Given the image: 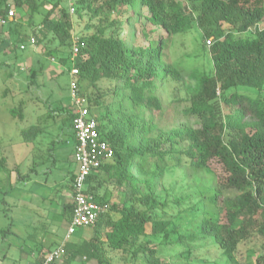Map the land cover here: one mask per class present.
Masks as SVG:
<instances>
[{"label": "trees", "instance_id": "trees-1", "mask_svg": "<svg viewBox=\"0 0 264 264\" xmlns=\"http://www.w3.org/2000/svg\"><path fill=\"white\" fill-rule=\"evenodd\" d=\"M194 2L196 16L178 0H74L68 7L63 0H0V17L7 14L8 4L17 11L26 9L29 15L31 34L18 31L17 17L0 26V37L14 38L20 50L35 37V47L57 43L46 48V55L61 47H70L72 55V9L79 19L88 17L95 28L94 34L79 40L83 46L74 66L79 69V91L99 123L101 136L114 151L113 158L87 180V193L109 210L90 227L93 237L82 240L77 232L76 238L65 244V264H73L78 257L85 258L82 264H105L104 247L130 253L133 262L168 264L144 239L150 223L155 231L165 232L167 223L153 221V217L155 210L166 212L170 207L177 215L188 211L194 221L186 234L179 226L165 232L163 245L171 244L174 233L179 235V243L187 240L205 245L210 240L229 255L232 264H238L232 255L241 242L259 235L264 245V0ZM130 23L134 27L127 40ZM195 27L209 42L213 71L194 69L189 73L192 83L185 84L187 98L181 107L187 121L162 131L145 112L148 108L161 111L155 94L162 80L169 76L181 80L180 72L166 64V52L175 36ZM138 40L145 44L139 45ZM40 74V69L34 68L30 78L36 81ZM103 80L116 85L87 95L89 87L97 89ZM108 95L133 104L134 112L125 118L124 126L110 128L111 122L105 124L95 114L105 106ZM70 108L65 124L75 140ZM11 114L24 118L21 107L12 109ZM214 159L227 173L221 185L180 197L171 188L172 194L163 201L155 195L166 173L183 167L210 171ZM75 175H71L70 193ZM111 189L121 196V202L106 199ZM232 192L235 195L229 194ZM72 212L70 199L63 206L67 228ZM191 252L187 248L185 259ZM46 255L39 258V264ZM252 264H264V253Z\"/></svg>", "mask_w": 264, "mask_h": 264}, {"label": "rangeland", "instance_id": "rangeland-1", "mask_svg": "<svg viewBox=\"0 0 264 264\" xmlns=\"http://www.w3.org/2000/svg\"><path fill=\"white\" fill-rule=\"evenodd\" d=\"M63 1L68 7L74 0ZM178 1L185 4L194 16L197 15L193 10L196 5L194 0ZM25 11L26 9L16 10L18 31L31 34L29 15ZM70 14L74 42L95 33L88 17L79 19L72 10ZM133 27V23L127 27V40ZM224 27L228 28L227 25ZM2 30H7V27ZM6 36L0 37V162L4 160V168L0 169V263L2 256L9 250L5 264H25L42 245H59L67 232L63 206L70 200L71 174L78 169L73 159L74 137L65 124L68 110L72 106L70 72L75 62L71 59L70 47H61L51 55H46V48H54L56 42L37 47L29 44L25 50H20L19 42L15 43L14 38L7 39ZM207 42L202 30L197 27L173 38L165 61L169 67L180 72L181 80H173L170 76L162 80L155 94L161 102V111L148 108L145 112L146 117H152L160 130L169 131L186 123L181 107L187 98L185 84L192 83L189 73L194 69L207 73L213 71ZM138 43L141 46L145 44L142 40H138ZM34 68L41 71L36 81L30 78ZM115 85L103 80L98 83L97 89L89 87L86 92L87 95L98 93L99 90L105 92ZM104 100L105 106L98 113L95 111V114L105 124L111 122L110 128L115 125L124 126L125 118L134 112L133 104L128 100L120 101L119 97L113 95L106 96ZM20 107L23 119L11 114L12 109ZM70 110L72 112L71 108ZM209 170L196 172L183 167L176 172L166 173L164 181L156 188L155 195L163 201L167 194H172L171 188H174L173 194L180 197L198 194L200 189L224 183L227 173L217 159L209 163ZM26 175V182L20 180ZM229 194L235 195L234 192ZM106 199L115 203L122 200L116 190L112 189L106 193ZM191 204L195 205L194 202ZM177 214L174 207L166 212L157 209L153 221L167 223L165 232L179 226L181 233H188L194 221L193 215L188 211H184L182 215ZM112 218L116 219L118 216L112 214ZM155 230L154 225L148 224L144 241L157 248V257L165 263L232 264L229 255L210 240L205 241V245L187 240L179 243V235L174 233L171 244L163 245L165 232ZM93 232L90 227L78 230L79 234H83L82 240L93 237ZM187 248L192 250L189 259H185L184 252ZM103 250L102 260L105 264H143L133 262L130 253L112 251L107 247ZM262 253V238L254 235L241 242L232 256L238 264H252ZM77 259L73 264L83 263ZM140 259L144 260L143 257Z\"/></svg>", "mask_w": 264, "mask_h": 264}, {"label": "built area", "instance_id": "built-area-1", "mask_svg": "<svg viewBox=\"0 0 264 264\" xmlns=\"http://www.w3.org/2000/svg\"><path fill=\"white\" fill-rule=\"evenodd\" d=\"M7 8V14L0 17V26L6 25L16 17L15 8L11 4H8ZM36 43L35 37L30 38V46L35 47ZM82 46L83 44L79 40L74 42L71 55L73 62L78 58ZM24 48L25 46H21V49ZM78 75L79 69L73 66L70 72V95L74 115V161L78 169L72 182L70 195L73 203L72 218L62 242L53 248L40 264H65V244L72 239L79 229L94 226L99 217L109 210L108 205L96 203L93 196L87 193V180L104 162L113 158L114 151L109 142L101 136L99 123L92 116L87 99L79 91L76 79Z\"/></svg>", "mask_w": 264, "mask_h": 264}, {"label": "crops", "instance_id": "crops-1", "mask_svg": "<svg viewBox=\"0 0 264 264\" xmlns=\"http://www.w3.org/2000/svg\"><path fill=\"white\" fill-rule=\"evenodd\" d=\"M67 130H68V127H67ZM69 130H70V128H69ZM71 131V130H70ZM71 133H73L72 131H71ZM74 137V136H73ZM75 141V140H74ZM30 172H32V170L30 171ZM75 173V172H74ZM72 175V174H71ZM20 180H23L24 182H26L27 180H28V175H26V176H23ZM70 180H71V178H70ZM12 185V184H11ZM83 235V234H82ZM82 235H81V237H82ZM63 240V239H62ZM76 241L79 243V241H81L79 238L78 239H76ZM58 245H56L55 246V244L53 245H50V246H43L42 245V247L41 248H39L35 253H33L32 255H31V257L29 258V259H27V260H29V261H26V263L25 264H39L38 263V260H39V258H41V257H43L44 256V254H48L53 248H55V247H57ZM8 252H9V250H7L6 252H5V254L2 256V258H1V263L0 264H5V261H6V259L8 258ZM84 259L85 258H83V257H79L77 260H80V263L82 262V261H84ZM87 264H91V263H87Z\"/></svg>", "mask_w": 264, "mask_h": 264}, {"label": "bare ground", "instance_id": "bare-ground-1", "mask_svg": "<svg viewBox=\"0 0 264 264\" xmlns=\"http://www.w3.org/2000/svg\"><path fill=\"white\" fill-rule=\"evenodd\" d=\"M72 216V215H71ZM45 258V257H44Z\"/></svg>", "mask_w": 264, "mask_h": 264}]
</instances>
